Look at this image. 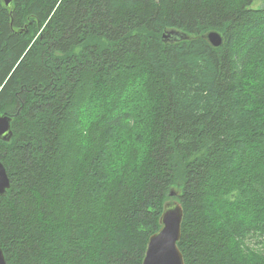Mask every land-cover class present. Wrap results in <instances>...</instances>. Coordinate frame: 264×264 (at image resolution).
Wrapping results in <instances>:
<instances>
[{
	"label": "trees",
	"instance_id": "obj_1",
	"mask_svg": "<svg viewBox=\"0 0 264 264\" xmlns=\"http://www.w3.org/2000/svg\"><path fill=\"white\" fill-rule=\"evenodd\" d=\"M4 114L7 264H142L169 200L186 264L264 256V0H0Z\"/></svg>",
	"mask_w": 264,
	"mask_h": 264
},
{
	"label": "water",
	"instance_id": "obj_2",
	"mask_svg": "<svg viewBox=\"0 0 264 264\" xmlns=\"http://www.w3.org/2000/svg\"><path fill=\"white\" fill-rule=\"evenodd\" d=\"M5 5L10 7L12 0H4ZM172 36L174 39H183L179 32H164V38ZM205 37L215 47H221L224 36L216 31H209ZM13 118L9 115H0V140L10 141L14 135L12 127ZM12 186L11 177L4 163L0 160V196H6ZM176 195L171 192V196ZM184 208L180 201L169 200L164 204L163 213L160 217L161 228L154 233L148 241L146 254L142 264H186L185 258L178 243L182 237V223L184 220ZM163 234V243L158 245V239ZM0 264H7L4 251L0 245Z\"/></svg>",
	"mask_w": 264,
	"mask_h": 264
},
{
	"label": "snow or ice",
	"instance_id": "obj_3",
	"mask_svg": "<svg viewBox=\"0 0 264 264\" xmlns=\"http://www.w3.org/2000/svg\"><path fill=\"white\" fill-rule=\"evenodd\" d=\"M127 2V0H126ZM243 71V69H241ZM76 120H79V116L77 115ZM163 243V234H161V237L158 239V245ZM242 259V258H241ZM259 264H264V256H261L258 258ZM247 264H255V261H248Z\"/></svg>",
	"mask_w": 264,
	"mask_h": 264
},
{
	"label": "rangeland",
	"instance_id": "obj_4",
	"mask_svg": "<svg viewBox=\"0 0 264 264\" xmlns=\"http://www.w3.org/2000/svg\"><path fill=\"white\" fill-rule=\"evenodd\" d=\"M259 3L261 2V1H258Z\"/></svg>",
	"mask_w": 264,
	"mask_h": 264
}]
</instances>
